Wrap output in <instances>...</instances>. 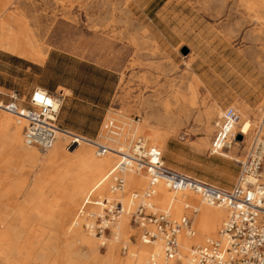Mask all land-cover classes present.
<instances>
[{
  "label": "rangeland",
  "instance_id": "1",
  "mask_svg": "<svg viewBox=\"0 0 264 264\" xmlns=\"http://www.w3.org/2000/svg\"><path fill=\"white\" fill-rule=\"evenodd\" d=\"M243 1L0 0L5 18L28 26L34 45L41 52V56L30 59L0 49L1 98L10 101L14 91L25 105L36 88L57 96L62 94L59 125L109 146L113 143L107 139L105 127L108 122L115 121L119 128L123 121L143 125L148 118L147 132L153 135L157 130L166 137L165 143L157 148L168 166L223 189H232L238 183L247 149L233 146L221 155H211L215 124L226 108L234 107L242 115V121L249 120L254 126L264 108V21L253 22ZM58 85L79 90L76 95L81 100L68 97L66 90L56 89ZM110 88L113 97L106 111L90 104L94 95L108 93ZM213 105L218 106L219 116L213 120V131L207 138V147L203 148L205 135L200 118ZM245 106L250 110L247 115L243 113ZM166 114L167 119L164 118ZM13 119L11 132L18 126L17 118ZM21 125L24 139V124ZM121 132L119 138L130 141V135L125 137ZM139 136L147 137L152 146L157 145L146 133L136 137ZM79 146L91 149L95 155L92 146ZM7 148L6 145L0 147V176L4 177L5 187L19 185L21 189L19 193H11L10 200L0 201V221L2 218V221H9L6 222L8 226H16L22 222L16 224L17 216L13 211L30 210L26 199L34 182L39 178L60 177L59 174L77 160L61 158L43 168L40 162L32 165ZM126 148L123 146L122 151ZM35 150L44 158L53 148L44 151L36 147ZM119 159L116 157V161ZM111 171L107 180L110 191ZM73 172L74 168L70 170ZM261 177L264 183V168ZM138 189L125 187L123 192H117L123 195L109 198L102 194L91 199L121 201L120 198L130 196L133 191H144ZM191 194L195 198L192 203L202 204L200 197ZM55 197L60 201L58 212L49 220L29 213L21 217L22 221L29 219L28 225L37 226L35 231H22L20 235L24 239L33 232L30 238L44 235L41 240L47 241L54 234L63 240L77 217L80 227L75 228L91 234L83 227L80 207L63 214L69 204L63 198V192L49 193L50 200ZM102 210L101 206H88V212L93 214L101 215ZM134 210L132 208L131 213ZM225 218L215 236L206 237L203 243L190 247L203 246L208 239L217 238ZM129 219L125 233L118 234L117 240L114 235L120 229L122 218L111 234L96 236L101 238L97 255L90 249H79L81 259L77 264H104L108 258L117 260L115 264L148 261L150 254L144 252L143 247L155 245L144 244L140 230L131 224V215ZM43 227L53 230L50 232ZM96 257L99 258L97 261ZM184 263L187 260L183 255L182 260L174 259L166 264Z\"/></svg>",
  "mask_w": 264,
  "mask_h": 264
},
{
  "label": "built area",
  "instance_id": "2",
  "mask_svg": "<svg viewBox=\"0 0 264 264\" xmlns=\"http://www.w3.org/2000/svg\"><path fill=\"white\" fill-rule=\"evenodd\" d=\"M1 96L2 92L0 110L26 123L24 139L28 146L51 150L60 135L66 133L68 150L80 144H89L98 157H104L113 151L108 143L70 133L59 125L62 95L57 96L56 93L36 88L25 105L14 91L8 102ZM105 129L108 137L119 136L120 131L115 121L108 122ZM239 136H242V140L238 139ZM233 146L247 151L246 159L241 162L238 183L232 189H223L172 169L165 163L162 152L144 137L134 138L125 151L118 153L120 159L111 185L113 193L125 190L126 183L122 176L125 171L145 173L148 178V188L144 194L137 191L131 193L135 202L131 224L140 230V238L144 244L163 243L166 257L174 260L179 259L180 236L185 234L192 238L196 234L191 218L183 216L175 219L171 210H161L154 203L157 186L163 183L172 192L196 194L207 205L223 208L227 212L218 237L208 239L203 246L192 247L186 258L188 264H264V183L261 181L264 168V108L256 124L247 132H244L239 111L228 107L222 112L215 124L210 154L221 155ZM251 178L255 182L250 181ZM101 203L104 206L92 200L79 214L84 229L102 237L112 233V228L125 211L118 200L109 202L104 199ZM89 205L101 206L102 214L88 212Z\"/></svg>",
  "mask_w": 264,
  "mask_h": 264
},
{
  "label": "bare ground",
  "instance_id": "3",
  "mask_svg": "<svg viewBox=\"0 0 264 264\" xmlns=\"http://www.w3.org/2000/svg\"><path fill=\"white\" fill-rule=\"evenodd\" d=\"M243 7L253 22L259 24L264 21V0H244ZM4 13L3 8L0 6V49L23 58L31 59L36 55L41 56V52L38 51L34 45V37L32 36L29 27L25 25L21 26L15 20L9 18L6 19ZM168 107H166V112H168ZM243 110V113L246 115L250 112L247 106H245ZM218 116L219 109L217 105L207 108V110L201 115L200 119L205 135L202 142L203 148L208 145L207 138L213 131V120ZM13 117L14 116L6 112L4 114V111L0 116V147L6 145L10 149L9 151L14 150V153L21 156L25 161L30 162L32 165L40 162L39 164H41L43 168L50 167V165L57 163L61 158L74 157L77 161L72 164L73 166L69 164L67 169L59 174L60 177L54 176L49 180L39 178L34 182L26 199V201L30 203V210L26 211L22 208L13 211V215L17 216L16 218L13 217L15 218V221H17L16 224L20 221L22 223H19V225L16 226H8L9 224H6L8 220L5 222L2 221L3 219L1 218L0 222L4 223H0V264H77L78 260L81 259V253L79 252V249L81 248L90 249L92 253L97 255L100 245L99 240L101 238H96L93 234H85L83 231L76 229L75 227H80L79 217H77L76 220L74 219V224L70 226V229L67 232L68 234L63 237V240L57 235L51 234L47 241H43L44 239L41 240L44 238V235L30 238L33 235L32 231L37 230V226L28 225L27 223L29 222V219L28 221H22L23 219H21V217L25 215L27 216L29 213V215L33 216L36 214L42 215L46 220L52 217L53 214H56L58 212L60 201L58 197H55L54 200H50L49 198V193L54 191L63 192V198L67 204H69L67 211L63 214H66L67 212L71 213L79 207V211L82 208L84 209L88 203H91L92 196L107 194L109 198H112L123 195L122 193H109L111 191L107 186L109 171L112 170L110 172L111 175L116 172L117 163L119 161H116V157H119L118 153L122 151V147H129L131 140L141 133H146L148 137L152 138L153 142L157 144L155 145L157 147L158 145L165 143V135L157 130L153 132V135L149 134V132H147V126L149 123L148 118L145 119L143 125H135L131 122L123 121V125L119 127V130L123 131L125 137L130 135V141H125V139L121 140V138H119L122 136V132H119L118 137H108L113 143V145H110L113 151L104 157H98L96 151L94 155L91 149L83 146H77L72 150H68L66 148L67 136L66 133H63L60 135L53 150L45 155L44 158H41L39 152L35 150L36 147L28 146L25 143V139H23L21 133L23 127H21V124H24V128L26 124L23 120L17 118L18 126H16L15 131H10V128L13 127ZM164 118L167 119V114ZM242 126L244 132H247L252 129L253 125L251 121L246 120L242 121ZM146 140H148L147 137ZM117 144L121 145L117 146ZM234 153L235 149L232 154ZM227 156L229 155L227 154ZM230 157L233 158L234 156L230 155ZM72 168H74V172L70 173ZM122 176L125 179L126 188L130 189L136 187L144 189L141 194H144L147 190L148 178L145 173L125 171L122 173ZM253 179L254 178H251L250 181H253ZM20 189L21 186L19 185L10 188L5 187L4 177L0 176V201L10 200L11 193H19ZM120 200L124 206L125 212L120 216L122 221L120 229L115 232V240L118 239V234L122 232L125 233V226L128 225L130 220L129 215L133 213H131V209H135V202L133 201L131 194L126 198L125 196L120 198ZM194 200L195 198L190 192L175 193L170 191L163 183H160L157 186V194L154 198V203L161 208V210H171L175 219H179L183 217V215H190L189 218L192 219L193 229L196 231L195 236L192 238L185 234L180 236V253L178 260H182L183 255L187 258L192 244H201L206 237L209 238L215 236L217 229L223 222L224 218L227 217L225 209L209 206L203 201L202 204L196 206V203H192ZM97 202H99L101 206H104V204L101 203V200H98ZM99 207L100 206H98V208ZM190 207L193 209L188 210ZM10 221L12 222V220ZM43 229L50 230V232L53 230L51 227H43ZM26 230H32V233L30 234L31 236L29 235L30 237H25L24 239V236L22 237L20 233ZM21 238H23V240H21ZM103 245H105V243ZM154 245L155 246L153 247H143L144 252L150 254L149 260L138 264H166L171 261V259H168L165 255L163 243L160 244L156 242ZM98 259L99 258L96 257L95 260L97 261ZM116 261L114 262L112 258H108L104 264H115ZM128 262V264H133L131 260ZM186 264H188V262Z\"/></svg>",
  "mask_w": 264,
  "mask_h": 264
},
{
  "label": "crops",
  "instance_id": "4",
  "mask_svg": "<svg viewBox=\"0 0 264 264\" xmlns=\"http://www.w3.org/2000/svg\"><path fill=\"white\" fill-rule=\"evenodd\" d=\"M59 88L66 90L68 92V95H67L68 97H72L76 100H81L79 98V95L78 96L76 95L77 91H79V90L69 88V87L63 86V85H58L56 89H59ZM105 88H106V85H105ZM49 92H51V91H49ZM92 97H93V95H92ZM112 97H113V90H112V88H110L108 93L94 95L93 99L91 98L92 100H91L90 104H92L95 108H101V110L106 111L108 109V106L111 105ZM100 105H103V108L100 107ZM67 131H69L70 133H74L70 130H67ZM100 134H99V137H100Z\"/></svg>",
  "mask_w": 264,
  "mask_h": 264
},
{
  "label": "water",
  "instance_id": "5",
  "mask_svg": "<svg viewBox=\"0 0 264 264\" xmlns=\"http://www.w3.org/2000/svg\"><path fill=\"white\" fill-rule=\"evenodd\" d=\"M238 139H239V140H242V136H239Z\"/></svg>",
  "mask_w": 264,
  "mask_h": 264
}]
</instances>
